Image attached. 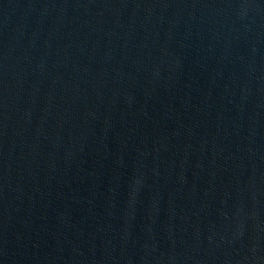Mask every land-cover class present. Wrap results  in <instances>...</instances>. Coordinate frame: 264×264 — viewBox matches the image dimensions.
Segmentation results:
<instances>
[{"label":"water","instance_id":"obj_1","mask_svg":"<svg viewBox=\"0 0 264 264\" xmlns=\"http://www.w3.org/2000/svg\"><path fill=\"white\" fill-rule=\"evenodd\" d=\"M0 264H264V0H0Z\"/></svg>","mask_w":264,"mask_h":264}]
</instances>
